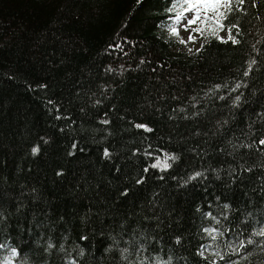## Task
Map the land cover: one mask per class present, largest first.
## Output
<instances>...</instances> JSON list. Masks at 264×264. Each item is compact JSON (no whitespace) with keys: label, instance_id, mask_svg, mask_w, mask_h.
<instances>
[{"label":"trees","instance_id":"obj_1","mask_svg":"<svg viewBox=\"0 0 264 264\" xmlns=\"http://www.w3.org/2000/svg\"><path fill=\"white\" fill-rule=\"evenodd\" d=\"M182 4L0 0V264H264V0Z\"/></svg>","mask_w":264,"mask_h":264},{"label":"rangeland","instance_id":"obj_2","mask_svg":"<svg viewBox=\"0 0 264 264\" xmlns=\"http://www.w3.org/2000/svg\"><path fill=\"white\" fill-rule=\"evenodd\" d=\"M192 2L194 3L195 0H192ZM185 4H187L186 0ZM187 7L188 4L185 8ZM184 9L178 14V16H181V19L178 20L177 18H175L168 30V33L177 40L187 42L188 45L186 49L190 52L198 49L204 43L207 26H221L218 19L221 7L213 9L211 7H208L207 5H201L199 9V18L196 19V22L194 24L190 25L188 24V21L196 17V10L192 9L189 11H185ZM172 29H176V32H173ZM196 29H200V31H196ZM189 36H191L192 39H189ZM220 37L224 40L228 39L229 31H221Z\"/></svg>","mask_w":264,"mask_h":264},{"label":"snow or ice","instance_id":"obj_3","mask_svg":"<svg viewBox=\"0 0 264 264\" xmlns=\"http://www.w3.org/2000/svg\"><path fill=\"white\" fill-rule=\"evenodd\" d=\"M232 2H233V0H195V2L193 3L192 0H186L188 7L185 8L184 10L189 11V10L195 9L196 13H197V15L194 19L188 21V24L189 25L194 24L196 22V19L199 18V9H200L201 5H207L208 7H211L213 9L223 7L225 9L231 11ZM237 2L239 4H243L245 2V0H237ZM176 18L179 20V19H181V16H177ZM221 27H223V26L221 25ZM232 27H237V26L233 25ZM172 31L176 32V29H172ZM196 31H200V29H196ZM228 31H229V39L234 40V37L231 35L232 28H229ZM237 34H239L238 29H237ZM189 39H192V37L189 36ZM234 42H238V41H234ZM254 63H255V60L251 61L249 68H251V64H254ZM247 74L248 73L246 72L245 75H247ZM217 87H219V85ZM237 87H239V85H237ZM237 99H239V97H237ZM137 127H144V126L143 125H137ZM260 143L264 144V140H261ZM33 151L37 152V151H39V149L34 148ZM105 155L106 156L108 155L107 151L105 152ZM171 159H175V157H171ZM169 166L170 165L167 163V159L163 163H161L160 161H157V163L155 165H153V167H161V168H167ZM196 175L199 176L200 173H197ZM205 231H208L209 235L211 236L212 233L215 231V229H211V230L206 229ZM255 234L259 235V236H264V229H261L259 232L255 233ZM247 243L251 244V243H253V241L249 240ZM244 246H245L244 242H241L240 247H244ZM3 247H4V245H0V248H3ZM11 255L13 257L17 255L16 249L11 250ZM215 255L220 256V259L224 258L219 252H216ZM213 264H215V262H213ZM233 264H235V262H233Z\"/></svg>","mask_w":264,"mask_h":264}]
</instances>
